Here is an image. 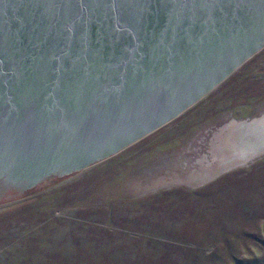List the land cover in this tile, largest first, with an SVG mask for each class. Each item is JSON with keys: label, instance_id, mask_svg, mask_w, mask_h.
Returning <instances> with one entry per match:
<instances>
[{"label": "water", "instance_id": "water-1", "mask_svg": "<svg viewBox=\"0 0 264 264\" xmlns=\"http://www.w3.org/2000/svg\"><path fill=\"white\" fill-rule=\"evenodd\" d=\"M264 48V0H0V202L97 164Z\"/></svg>", "mask_w": 264, "mask_h": 264}, {"label": "rangeland", "instance_id": "rangeland-1", "mask_svg": "<svg viewBox=\"0 0 264 264\" xmlns=\"http://www.w3.org/2000/svg\"><path fill=\"white\" fill-rule=\"evenodd\" d=\"M258 117L264 48L133 145L0 202V264H264V141L215 158Z\"/></svg>", "mask_w": 264, "mask_h": 264}, {"label": "bare ground", "instance_id": "bare-ground-1", "mask_svg": "<svg viewBox=\"0 0 264 264\" xmlns=\"http://www.w3.org/2000/svg\"><path fill=\"white\" fill-rule=\"evenodd\" d=\"M234 123L237 122L234 121ZM237 124L241 127L238 126L233 129L228 127V129L225 130V136H221L220 140H215V145L218 146V152H216L215 158H219V160L223 161L227 157L229 151L237 152L240 150V148H250L251 146L257 144L259 141H264V134L261 135V133H264V117H258L252 121H241ZM258 133L261 137L258 139L259 141L257 142L255 140L256 135ZM228 135L231 136L228 137Z\"/></svg>", "mask_w": 264, "mask_h": 264}]
</instances>
